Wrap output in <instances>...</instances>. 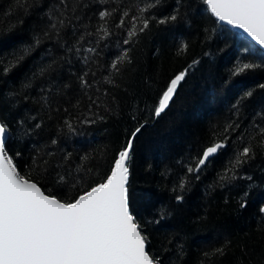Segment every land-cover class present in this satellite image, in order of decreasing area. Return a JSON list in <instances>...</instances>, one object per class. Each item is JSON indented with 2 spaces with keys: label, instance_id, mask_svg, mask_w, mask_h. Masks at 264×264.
Wrapping results in <instances>:
<instances>
[{
  "label": "trees",
  "instance_id": "16d2710c",
  "mask_svg": "<svg viewBox=\"0 0 264 264\" xmlns=\"http://www.w3.org/2000/svg\"><path fill=\"white\" fill-rule=\"evenodd\" d=\"M151 2L65 0L64 9L60 0H28L26 13L15 0H0V121L10 130L7 152L23 177L68 201L106 179L131 133L143 125L131 152L129 192L148 252L161 264H264V152L256 149L264 128V66L232 74L240 62L264 65L262 50L214 17L204 0H160L143 14L149 28L123 44L133 23L137 30L142 26L131 17ZM55 5L65 13H53L65 19L59 34L46 15ZM177 8L175 22H156ZM105 9L116 11L101 20ZM124 51L130 63L120 64L119 72L111 69ZM18 56L24 58L16 64ZM43 68L48 70L41 76ZM185 70L169 106L156 117L162 92ZM236 124L235 130L228 127ZM241 135L245 141L254 137L256 157L239 170L241 178L221 181ZM225 136L229 146L211 158L199 179L189 174L191 158ZM221 247L223 256L205 260V252Z\"/></svg>",
  "mask_w": 264,
  "mask_h": 264
},
{
  "label": "snow or ice",
  "instance_id": "6c2138e0",
  "mask_svg": "<svg viewBox=\"0 0 264 264\" xmlns=\"http://www.w3.org/2000/svg\"><path fill=\"white\" fill-rule=\"evenodd\" d=\"M204 3L219 21L243 29L260 46L262 50L260 59L264 60V0H204ZM159 4L160 0H153L138 9L140 15H133L131 19L133 22L139 21L142 26L137 30L136 24L133 23L128 32V39H125L123 44H129L131 38L137 35V31L144 32L149 28L150 18L144 17L143 14ZM60 5H63L64 9L68 8L65 0H60ZM60 5H55L46 14L51 21L50 29L58 34L65 26L64 18L53 15L58 11L60 17H64L65 13L61 11ZM15 6L27 13V9L32 5H29L28 0H15ZM76 6H73V12ZM114 11L116 9L111 12L105 9L98 15L101 20H105ZM128 15L129 11H123L118 27L124 26V17ZM178 15L177 8L172 15L158 19L156 22L161 25L170 21L175 22ZM101 28L105 37L110 35L107 28L103 26ZM44 35L48 36V32L46 31ZM79 39L83 40L84 35H81ZM39 43V38H36V44ZM65 47L68 52L74 50V46L65 45ZM186 48L187 45L184 44L180 50L183 51ZM29 50L25 48V54ZM75 51L78 54L80 49L75 48ZM88 51H95V49ZM23 58V56L15 57V63L18 64ZM125 61L130 63L127 51L112 60L110 67L119 72V65ZM261 66L264 65L240 62L234 66L232 74L240 75ZM12 67H15V64L5 67L3 72L7 74ZM48 68H51V65ZM47 70V68L41 69L39 75L42 76ZM186 71L175 75L166 86V90L162 92L153 110L156 117H159L169 106ZM36 75L34 73L33 78ZM79 79L83 86H87L88 82L83 76ZM25 86H30V82ZM260 87L264 88V84ZM245 95L251 96L252 92ZM17 123L23 125L25 121L21 119ZM40 126L39 123L35 125L36 128ZM67 127L73 130L70 123ZM142 127L143 125L137 127L131 133L125 146L118 152L110 174L105 180L77 197L64 201L58 199L56 195L45 194L36 182L21 176L6 148L10 136L9 127L6 123L0 122V264H161L160 257L154 258L146 250L148 241L130 207L129 163L135 137ZM228 127L235 130L240 126L236 124ZM225 131H228V128ZM259 135L256 149L264 152V128L259 129ZM239 139L241 145L235 149L233 158L227 162L220 175L221 181L241 178L237 176L239 170L256 157V150L253 147L254 137L249 136L245 141L241 135ZM228 146L229 138L225 136L223 140L205 147L198 157L191 158V162L187 165V172L195 174L196 179H199V173L207 166L211 158ZM17 155L20 154L17 153ZM59 179L63 181L64 177ZM247 179L251 180V177ZM185 184L186 181L181 179L179 188L184 189ZM247 195L246 192L245 198H242L241 209L247 207ZM175 199L180 202L183 196L177 195ZM259 211L264 214V206H261ZM180 251L182 254V249ZM224 254L225 250L221 247L212 252H205L203 256L207 260Z\"/></svg>",
  "mask_w": 264,
  "mask_h": 264
},
{
  "label": "water",
  "instance_id": "95a60500",
  "mask_svg": "<svg viewBox=\"0 0 264 264\" xmlns=\"http://www.w3.org/2000/svg\"><path fill=\"white\" fill-rule=\"evenodd\" d=\"M220 22H222V23H225V24H227V22H224V21H220ZM227 25H229V24H227ZM229 26H231V27H233L234 29H236V30H238L240 33H242L243 35H245L246 37H248L250 40H252V38L243 30V29H239V28H237V27H234V26H232V25H229ZM254 43H256L254 40H252ZM257 44V43H256ZM258 45V44H257ZM259 46V45H258ZM260 47V46H259ZM171 102V101H170ZM170 104V103H169ZM1 122V121H0ZM9 154V153H8ZM12 162L14 163V161H13V159H12ZM15 164V163H14ZM17 167V166H16ZM17 170H18V168H17ZM19 171V170H18ZM22 176V175H21ZM25 178V177H24ZM27 179V178H26ZM34 182V181H33ZM39 186V185H38ZM46 194V193H45ZM146 250H147V246H146ZM148 251V250H147Z\"/></svg>",
  "mask_w": 264,
  "mask_h": 264
}]
</instances>
